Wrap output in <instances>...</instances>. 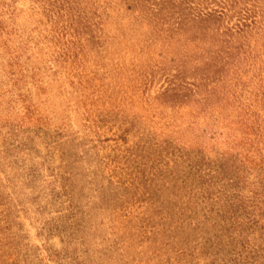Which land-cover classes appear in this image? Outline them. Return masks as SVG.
I'll return each mask as SVG.
<instances>
[{
	"label": "rangeland",
	"instance_id": "374dc122",
	"mask_svg": "<svg viewBox=\"0 0 264 264\" xmlns=\"http://www.w3.org/2000/svg\"><path fill=\"white\" fill-rule=\"evenodd\" d=\"M0 264H264V0H0Z\"/></svg>",
	"mask_w": 264,
	"mask_h": 264
}]
</instances>
